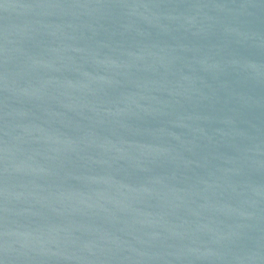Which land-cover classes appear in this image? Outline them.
Listing matches in <instances>:
<instances>
[{"label":"water","instance_id":"water-1","mask_svg":"<svg viewBox=\"0 0 264 264\" xmlns=\"http://www.w3.org/2000/svg\"><path fill=\"white\" fill-rule=\"evenodd\" d=\"M0 264H264L136 0H0Z\"/></svg>","mask_w":264,"mask_h":264}]
</instances>
